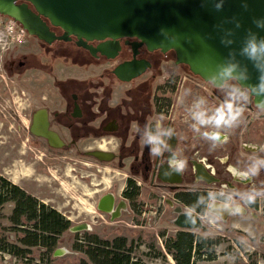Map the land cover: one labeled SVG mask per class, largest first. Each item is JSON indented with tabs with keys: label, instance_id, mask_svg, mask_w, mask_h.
<instances>
[{
	"label": "flooded vegetation",
	"instance_id": "1",
	"mask_svg": "<svg viewBox=\"0 0 264 264\" xmlns=\"http://www.w3.org/2000/svg\"><path fill=\"white\" fill-rule=\"evenodd\" d=\"M49 26L57 36L64 34ZM111 42L88 45L97 49ZM116 42L119 51L114 59L99 52L93 55L79 47L75 37L53 44L31 36L19 45L0 43V104L13 102L14 106L7 108L14 112L15 132L20 135L27 130L32 144H44L50 152L110 136L117 145L115 161L119 167L127 161V185L134 183L139 192V186L147 187L157 200L160 193L167 192L172 200L166 202L175 210V220L187 211L202 220L208 213L215 216L210 211L214 203L239 211L231 201L234 197L243 199L239 185L264 187V111L236 81L214 87L189 67L177 65L176 57L171 56L174 52H150L145 45L138 47L136 60L151 67L140 77L123 82L114 71L134 60L133 44L140 41L125 38ZM57 44L86 55L83 61L72 63L84 66L81 69L86 65L109 66L99 79L67 77L66 66L75 58L56 48ZM166 64L173 65L175 71L165 72ZM118 85L130 87L119 95ZM46 130L65 146L50 147L42 135ZM197 195L207 199L206 208L185 204ZM128 202L124 195L118 202L115 198L114 212L103 214L111 220L121 217L125 209L118 208L123 204L127 210ZM243 203L253 210L260 208L258 199L247 198Z\"/></svg>",
	"mask_w": 264,
	"mask_h": 264
},
{
	"label": "rangeland",
	"instance_id": "2",
	"mask_svg": "<svg viewBox=\"0 0 264 264\" xmlns=\"http://www.w3.org/2000/svg\"><path fill=\"white\" fill-rule=\"evenodd\" d=\"M56 48L75 58L70 57L71 63L66 66L68 70L65 72L69 73L67 77L99 79L103 70L109 66L101 65L96 68L95 65H86V69H81L84 66L79 68L77 66L80 64L72 63L83 61L82 57L86 56L83 52L62 44H57ZM171 56L176 57L175 53ZM58 62L59 60L56 65ZM175 69L171 64L164 66L165 72ZM118 87L120 95L130 86ZM2 104L0 175L27 194L56 209L71 222L72 227L62 236L51 257L42 258L43 250L32 249L27 260L0 255V264H78L83 256L74 252L72 247L77 235L87 233L110 241L125 237L130 243H134L136 257L142 264H175L165 252V241L181 231L194 233L197 237L220 240L214 260H199L197 264H264V187L258 185L246 188L239 185L238 193L243 192V199L234 197L231 200L239 207V211L232 213L227 221L208 213L202 220L207 231L181 230L175 226V210L166 202L172 200L170 195L167 192L160 193L157 200L155 192L144 186H139L140 198L134 203L128 202V209H125L122 216L111 220L97 206L107 194H113L117 202L122 200L130 179L127 161L124 167H119L117 161L101 163L86 157L84 153L96 150L115 153L117 145L112 138L107 136L80 144L77 148L50 152L44 144H35V147L24 127L23 130L26 131L22 134L15 132L14 112L7 108L14 106L13 102ZM262 128L264 129V121ZM261 179L264 180V174ZM247 198L258 199L260 208L253 210L244 205ZM12 212L13 204L0 210V235L11 243L19 244V235L10 231L12 224L9 218ZM83 225H88L90 229L80 232L72 230Z\"/></svg>",
	"mask_w": 264,
	"mask_h": 264
},
{
	"label": "water",
	"instance_id": "3",
	"mask_svg": "<svg viewBox=\"0 0 264 264\" xmlns=\"http://www.w3.org/2000/svg\"><path fill=\"white\" fill-rule=\"evenodd\" d=\"M0 15L14 19L29 36L48 44L75 37L79 47L113 59L119 51L116 41L137 39L140 43L133 44L134 60L114 71L123 82L140 77L151 67L136 60L139 46L145 45L150 52H174L177 65L189 67L214 87L236 81L264 111V0H0ZM43 19L64 34L57 36ZM95 41L112 44L97 49L88 45ZM42 135L54 149L65 146L51 132ZM84 155L101 163L116 160L115 153L100 150ZM210 179L208 183H212ZM114 204L113 194H108L99 211L113 213ZM122 207L126 209L122 204L118 210ZM210 211L227 221L236 209L214 203ZM174 224L181 230L207 231L201 217L191 212H180ZM89 229L83 225L72 230Z\"/></svg>",
	"mask_w": 264,
	"mask_h": 264
},
{
	"label": "trees",
	"instance_id": "4",
	"mask_svg": "<svg viewBox=\"0 0 264 264\" xmlns=\"http://www.w3.org/2000/svg\"><path fill=\"white\" fill-rule=\"evenodd\" d=\"M124 196L132 203L136 202L139 196L138 186L129 183ZM191 199L185 201L187 206L193 208L197 204H203L206 208V198L197 195ZM8 204H13V212L9 218L12 224L10 231L20 234L19 244L11 243L0 235V255L27 260L30 250L41 249L42 258L51 257L62 236L71 229V222L56 209L0 176V210ZM20 226L24 229H19ZM219 244L220 240L197 237L194 233L181 231L165 241V252L175 264H197L199 260L212 262ZM72 248L83 256L78 264H142L136 257L134 243H130L125 237L110 241L95 234L77 235ZM161 256L163 255H159Z\"/></svg>",
	"mask_w": 264,
	"mask_h": 264
},
{
	"label": "built area",
	"instance_id": "5",
	"mask_svg": "<svg viewBox=\"0 0 264 264\" xmlns=\"http://www.w3.org/2000/svg\"><path fill=\"white\" fill-rule=\"evenodd\" d=\"M29 34L14 19L0 15V43L19 45L25 42Z\"/></svg>",
	"mask_w": 264,
	"mask_h": 264
}]
</instances>
